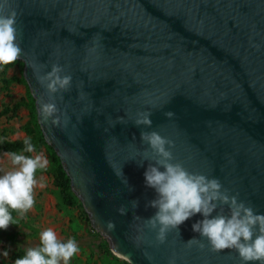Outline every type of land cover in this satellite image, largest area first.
I'll use <instances>...</instances> for the list:
<instances>
[{
    "label": "water",
    "instance_id": "1",
    "mask_svg": "<svg viewBox=\"0 0 264 264\" xmlns=\"http://www.w3.org/2000/svg\"><path fill=\"white\" fill-rule=\"evenodd\" d=\"M0 5V15L15 12L17 60L46 143L114 254L129 264H245L234 249L212 252L192 230L201 214L157 241L159 226L146 225L155 213L146 207L155 192L143 173L159 157L140 133L156 131L172 141L171 163L219 179L222 190L264 214V0ZM54 65L71 76L67 90L51 93L49 81L40 82ZM45 104L56 108L47 118ZM145 112L151 126H137ZM121 206L125 215L117 211ZM218 213L228 215V206L212 215ZM193 237L203 249L186 244Z\"/></svg>",
    "mask_w": 264,
    "mask_h": 264
},
{
    "label": "clouds",
    "instance_id": "2",
    "mask_svg": "<svg viewBox=\"0 0 264 264\" xmlns=\"http://www.w3.org/2000/svg\"><path fill=\"white\" fill-rule=\"evenodd\" d=\"M2 7L0 5V8ZM15 23V12L0 15V66L16 62L21 55L22 49L17 43ZM62 71L61 67L54 65L47 77L39 78L42 84L45 79L49 81L46 85L49 92L55 93L59 89L69 88L71 76H61ZM55 111L54 104L42 105L45 118ZM150 115L147 112L138 114L139 118L135 120V124L150 127ZM165 115L171 118L174 113L167 112ZM140 138L159 157L155 164H149L143 173L145 186L155 192V198L146 204V207L155 209L154 215L146 219V225L153 230L159 226L157 241L164 243L166 234L171 229L178 230L190 217L201 214L203 219L194 223L192 230L207 239L212 252L234 249L245 264H264V214H257L251 206L238 201L237 196L229 195L227 189L222 190L219 179L190 173L182 164L171 163L173 156L169 148L173 143L158 132H141ZM24 143V151H34L30 139ZM8 155L15 167L0 176V229L4 230L9 224H14L9 209L23 215L33 208L35 174L37 169L45 168L48 163L39 155L34 158L15 152ZM219 205H227L229 214L218 213L213 216L212 213ZM133 207H138V201H133ZM117 211L120 215L126 214L124 206ZM109 227L114 229V223L109 221ZM186 244H197L201 249L204 248V244L195 237ZM78 251L74 239L60 242L52 229H46L40 234V245L29 248L26 255L15 260V264H60L61 261L68 264ZM7 254L5 251L4 255ZM169 264H175V261L170 260Z\"/></svg>",
    "mask_w": 264,
    "mask_h": 264
},
{
    "label": "crops",
    "instance_id": "3",
    "mask_svg": "<svg viewBox=\"0 0 264 264\" xmlns=\"http://www.w3.org/2000/svg\"><path fill=\"white\" fill-rule=\"evenodd\" d=\"M11 70L13 68L8 70L5 76L2 73L0 74V110L3 109V106L13 107L27 94V87L25 85L13 84L9 90L3 89V78L21 77L11 72ZM17 116V118L11 117L7 119V117H4L0 119V140L4 134L6 135V139L10 141L27 138V134L20 130V127L29 121V110L21 108ZM37 155L47 160L48 163L44 169H48L50 167V160L46 148H43L39 153H32L33 158ZM14 167L9 155L4 152L0 153V174L3 176L6 172L14 170ZM35 180L36 185L33 188L35 203L31 210L17 218L21 221V224L17 228L18 233H23L22 236H32L33 233L37 234L38 237L33 240L38 241L39 245L40 234L46 229H52L60 242L74 239L79 251L69 260L68 264H119L115 258V256H118L112 251L109 242L107 245L102 241V238H100L101 234L93 228L86 214L82 215L76 209L60 207L57 196L58 191L53 185V177L44 171L36 173ZM104 239L106 240V238ZM17 249L24 250L21 246H18ZM17 249L11 252V255L18 251ZM0 255L4 264L1 252ZM10 256L8 260H10Z\"/></svg>",
    "mask_w": 264,
    "mask_h": 264
},
{
    "label": "trees",
    "instance_id": "4",
    "mask_svg": "<svg viewBox=\"0 0 264 264\" xmlns=\"http://www.w3.org/2000/svg\"><path fill=\"white\" fill-rule=\"evenodd\" d=\"M19 66L20 70H24L23 62L17 60L16 62L6 65L0 66L1 73L5 76L8 70ZM3 89L9 90V88L13 84L25 85L27 87V94L22 100L16 103L13 107L10 106H3V109L0 110V119L7 117V119L17 118L18 111L21 108H26L29 110V121L20 127V130L24 131L27 134V138L24 140H17V141H10L6 139V135L4 134L2 139L0 140V153H17L23 154L28 157H32V153H39L43 148H46L50 160V167L48 169H37L36 173L38 172H47L53 177V185L57 189V196L59 199L60 207H68L72 209H77L83 211L86 215L85 209L83 207L82 202L79 198L73 193L71 188V180L67 175L61 159L58 157L55 150L46 143L44 134L40 128L38 123V113L35 106V100L30 93V90L27 86L26 80L24 77H12V78H3L2 79ZM34 146V151L26 152L25 149V140H29ZM11 216L13 218V222L21 216L17 211L9 209ZM102 241L108 245V241L104 239L102 235H100ZM25 250H18L10 256V261L15 263V260L18 258H22L26 255ZM110 254H112L110 252ZM119 264H129L127 261L118 259ZM0 264H3L1 255H0Z\"/></svg>",
    "mask_w": 264,
    "mask_h": 264
},
{
    "label": "rangeland",
    "instance_id": "5",
    "mask_svg": "<svg viewBox=\"0 0 264 264\" xmlns=\"http://www.w3.org/2000/svg\"><path fill=\"white\" fill-rule=\"evenodd\" d=\"M11 72L21 77L23 76L22 71L20 70L19 66L14 67L13 70H11ZM0 74H1V70H0ZM0 126H1V120H0ZM0 131H1V127H0ZM0 176L2 175L0 174ZM77 212H80L82 215L85 214L81 210H77ZM86 217H88V215H86ZM13 223L14 224H9L6 230L0 229V252L2 253L4 264H15L11 262L10 260H8V257L11 255V252L17 249L18 246H21V248H24L25 251H27L29 248H35L39 246L38 241L33 240L34 238L38 237L37 234L33 233L34 235L32 234V236H25V235L22 236L23 233H18L17 231V228L21 224V221L16 219ZM82 230L84 231V229ZM84 246H88V245H84ZM5 251H7L8 253L7 256L4 255ZM115 258L117 259L118 257L115 256ZM60 264H63V261H61Z\"/></svg>",
    "mask_w": 264,
    "mask_h": 264
}]
</instances>
